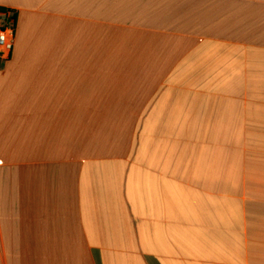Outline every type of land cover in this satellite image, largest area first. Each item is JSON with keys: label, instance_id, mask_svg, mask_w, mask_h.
I'll use <instances>...</instances> for the list:
<instances>
[{"label": "crops", "instance_id": "0c3cea01", "mask_svg": "<svg viewBox=\"0 0 264 264\" xmlns=\"http://www.w3.org/2000/svg\"><path fill=\"white\" fill-rule=\"evenodd\" d=\"M0 8V264H264V0Z\"/></svg>", "mask_w": 264, "mask_h": 264}, {"label": "built area", "instance_id": "2783aa9c", "mask_svg": "<svg viewBox=\"0 0 264 264\" xmlns=\"http://www.w3.org/2000/svg\"><path fill=\"white\" fill-rule=\"evenodd\" d=\"M14 45V23L9 20L6 27L0 30V61L10 58Z\"/></svg>", "mask_w": 264, "mask_h": 264}, {"label": "trees", "instance_id": "16d2710c", "mask_svg": "<svg viewBox=\"0 0 264 264\" xmlns=\"http://www.w3.org/2000/svg\"><path fill=\"white\" fill-rule=\"evenodd\" d=\"M0 13H1V14H6V13H8V10H6V9H4V8H0ZM16 18H17L16 13H11V16H10L9 20H11V21H13V22L15 23ZM9 20H8V21H9Z\"/></svg>", "mask_w": 264, "mask_h": 264}]
</instances>
